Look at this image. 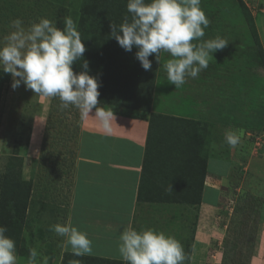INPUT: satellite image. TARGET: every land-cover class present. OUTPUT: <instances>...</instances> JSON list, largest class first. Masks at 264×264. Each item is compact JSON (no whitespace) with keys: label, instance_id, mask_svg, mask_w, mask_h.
Segmentation results:
<instances>
[{"label":"rangeland","instance_id":"rangeland-1","mask_svg":"<svg viewBox=\"0 0 264 264\" xmlns=\"http://www.w3.org/2000/svg\"><path fill=\"white\" fill-rule=\"evenodd\" d=\"M82 1L0 0V42L15 30L11 25L17 18L25 29L40 18L56 22L63 29L64 17L71 16L77 22ZM243 1L253 22L245 17L238 0H201L204 13L216 14L202 39L220 36L228 42L213 53L207 77L201 71L197 78L189 77L183 86L175 88L163 67L171 58L168 53L161 52L156 67L151 112L164 116L165 121L177 118L211 123L207 177L198 210V206L192 208L182 199L167 198L172 203H161L146 198L139 202L132 227L137 231H163L180 241L185 250L191 229L196 226L190 264H264V58L257 55L259 48L264 54V0ZM12 82L11 76L1 95L0 175L9 163L19 160L29 184L23 195L27 214L19 241L22 245L16 248L17 264H27L30 248L40 253L37 264H42L41 257H47L48 264H65L70 248L65 251L64 238L49 229L67 222L70 171L78 147L81 114L74 106L62 109L59 98L35 95L23 84L13 90ZM118 94L114 104L100 106L147 120L149 114L134 111L136 106L127 103L125 93ZM230 97H237L238 102H231ZM235 102L240 111L213 113L223 104L231 103L227 109L234 110ZM249 120L255 122L248 125ZM239 129L244 135L232 147L225 135ZM163 189L165 197L174 193L169 182ZM78 229L91 237H95L94 231L97 237L101 234L99 229ZM116 240V253H104V247L97 253L122 260L119 235Z\"/></svg>","mask_w":264,"mask_h":264},{"label":"clouds","instance_id":"clouds-1","mask_svg":"<svg viewBox=\"0 0 264 264\" xmlns=\"http://www.w3.org/2000/svg\"><path fill=\"white\" fill-rule=\"evenodd\" d=\"M201 0H128L125 16L117 26L110 24L111 37L126 52L135 48V58L145 71H151L150 56L160 63L161 52L170 59L163 65L167 79L175 88L186 83L187 78H197L209 66L213 53L224 49L228 42L217 36L203 40L210 21L201 9ZM63 29L56 22L40 18L27 29L19 18L12 21V31L0 42V67L13 78L15 90L23 84L35 95L59 98L62 109L74 106L81 117L94 118L105 131H110L114 114L100 106V87L96 77L89 74L86 52L77 22L64 17ZM199 41V43H193ZM82 60L80 72L73 65ZM244 130L229 131L226 142L235 147L240 143ZM64 238L63 248L76 257L91 255L92 241L86 232L77 229L71 221L52 225L49 229ZM7 228L0 226V264H17L15 241L6 235ZM118 252L126 264H185L188 258L180 241L172 235L154 228L137 231L129 226L119 235ZM40 253L29 249L27 264H37ZM48 264L47 257H41ZM69 264H81L71 260Z\"/></svg>","mask_w":264,"mask_h":264},{"label":"trees","instance_id":"trees-1","mask_svg":"<svg viewBox=\"0 0 264 264\" xmlns=\"http://www.w3.org/2000/svg\"><path fill=\"white\" fill-rule=\"evenodd\" d=\"M238 1L245 17L248 21L253 22L245 2L243 0ZM146 2H150V0H146ZM127 3L128 0H83L81 2L77 27L86 48L83 60L88 61L89 74L96 77L100 85L98 88L100 92L98 101L100 104H114L113 102H116L117 96H119L118 93L123 95L125 93L127 103H133L132 106H136V109L133 108L134 111L150 115L147 117L149 139L138 200L141 202L147 198L161 203H172L167 198L174 201L182 199L186 205H192V208L198 206L195 207L198 210L207 177L211 123L177 118H169L165 121L164 116L151 112L152 92L158 65L155 56L149 57L152 62L151 71H145L135 58L137 49L134 48L132 52H126L110 35L111 23L119 26L125 16H128L131 20V15L127 11ZM205 15L206 18L207 15L209 16L210 22L216 16L215 13L211 12H208V14L205 12ZM253 29L256 34L255 28ZM257 55L264 58L263 51L260 48ZM82 63L83 61L80 60L73 65L74 72L83 70L80 67ZM262 64L264 66V59ZM210 67L208 66L207 69L203 70L202 73L205 76L209 75ZM10 79V74L0 71V103L2 90L5 83L9 82ZM230 98L231 102L237 99V97H234L233 100L232 97ZM230 98H228L229 102ZM236 102L238 101L236 100ZM236 102L232 104L234 110L227 109L230 107V103L228 106L227 104L221 105L213 113H236V111H240ZM251 122L249 120L247 124L249 125ZM175 125L176 129H173ZM48 139L46 135L44 142L47 143ZM28 142L29 138L25 141L26 145ZM43 146V150H45L46 145ZM156 153L158 157H156ZM157 158L170 159V163L165 165L170 167L165 179L162 178L163 175L159 178L155 174L154 168L158 167ZM21 169L22 162L18 160L13 165L9 163L3 174L0 175V226L7 228L6 235L15 241L17 249L21 248L22 245L19 241L21 240L22 228L27 214L23 195L25 186L28 183H26ZM150 174H152L153 180L149 183L152 186L147 192L145 187L148 185V175ZM168 182L174 193L170 192L171 195L167 193L165 197L163 188L168 187ZM188 185L189 187H186ZM186 208L188 210V207ZM195 229L196 226L193 225L192 235L189 237V241L187 240L184 250L188 257L185 264H190ZM241 231L236 230V232ZM71 260H80L81 264H126L121 259H110L95 255L76 257L71 252L66 253L65 264H69Z\"/></svg>","mask_w":264,"mask_h":264},{"label":"crops","instance_id":"crops-1","mask_svg":"<svg viewBox=\"0 0 264 264\" xmlns=\"http://www.w3.org/2000/svg\"><path fill=\"white\" fill-rule=\"evenodd\" d=\"M104 108L114 114L110 131H105L94 118L95 109L89 117L82 118L80 115L78 147L70 171L71 190L66 220L77 229H83L85 225L99 229L101 234L98 237L94 230L95 237L87 234L94 247L91 255L111 259L109 255L97 253V250L104 247V253H116L117 236L125 228L132 227L135 221L148 147L149 122ZM156 161L158 167L154 168L155 174L159 178L163 175L165 179L170 168L165 165L170 163V159L157 158ZM152 174L148 175L147 192L152 186L149 184L153 180ZM102 237L110 240L103 241Z\"/></svg>","mask_w":264,"mask_h":264},{"label":"bare ground","instance_id":"bare-ground-1","mask_svg":"<svg viewBox=\"0 0 264 264\" xmlns=\"http://www.w3.org/2000/svg\"><path fill=\"white\" fill-rule=\"evenodd\" d=\"M260 193V192H259Z\"/></svg>","mask_w":264,"mask_h":264}]
</instances>
